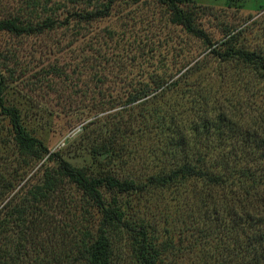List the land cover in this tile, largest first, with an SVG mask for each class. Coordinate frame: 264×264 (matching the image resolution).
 Segmentation results:
<instances>
[{
    "label": "trees",
    "instance_id": "obj_1",
    "mask_svg": "<svg viewBox=\"0 0 264 264\" xmlns=\"http://www.w3.org/2000/svg\"><path fill=\"white\" fill-rule=\"evenodd\" d=\"M117 1L0 0V31L23 37L61 28L77 37L94 21L108 17ZM124 1L136 4L145 0ZM157 1L167 6L169 21L201 40L208 54L235 63L238 72L227 77L235 90L227 96L208 89L194 99L191 92L200 62H193L187 54L163 63L146 77H119L118 83L127 91L104 94L108 96L102 102L104 109L110 97L119 108L109 138L95 153L113 155L121 164L138 159L149 171L123 178L114 171L94 175L50 152L25 128L19 109L5 104L7 80L16 79L17 69L21 75L26 71L20 67L16 49L0 51V114L7 117L9 132V138L0 142L5 148L13 142V154L23 165L42 161L48 154L41 163V182L14 191L18 169L4 168L8 153L0 151V264H112L114 230L129 235L137 264L171 259L175 248L159 242L155 226L137 211L127 213L116 196L156 189L181 193L182 232L189 230L194 243L202 245L198 249L202 264H264V51L235 46L233 30L225 33L224 48L216 47L199 25L195 11L183 7L192 0ZM108 34L112 38L114 31L109 29ZM71 70L69 76L65 69L51 64L46 74L78 79L81 63L74 62ZM93 76L99 84L109 81L98 71ZM182 89L191 114L184 115L177 99L164 101L167 94ZM257 97L261 106L256 104ZM145 133L153 134L146 157L139 152L138 141L132 140ZM47 161L57 162V167L48 166ZM65 181L74 184L97 209V226L54 218L53 211L61 205L60 210L64 208L57 194ZM102 188L113 195L109 202ZM84 212L89 214L87 208Z\"/></svg>",
    "mask_w": 264,
    "mask_h": 264
},
{
    "label": "rangeland",
    "instance_id": "obj_2",
    "mask_svg": "<svg viewBox=\"0 0 264 264\" xmlns=\"http://www.w3.org/2000/svg\"><path fill=\"white\" fill-rule=\"evenodd\" d=\"M4 1L11 3L13 0ZM183 7L195 11L199 25L216 47L224 48L223 41L228 37L225 33L233 30L237 34L233 40L235 46L264 51V0H192ZM109 29L114 31L112 38H109ZM12 48L16 49L20 67L26 72L21 75L17 69L16 79L7 80L3 98L6 105L19 109L28 132L40 139L50 152H57L73 165L85 167L94 175L114 171L120 178L147 173L149 168L138 159L121 164L113 155L95 153L96 148L109 138L119 108L110 97L104 109L102 102L108 98L103 97L104 94L127 91L118 83L119 77H146L147 72L162 67L163 63L170 64L187 54L193 62H200V70L195 75L196 85L191 92L196 99L197 94L208 89L228 96L235 89L227 77L238 72L235 63L223 62L208 54L201 40L172 24L168 19L167 6L157 0L136 4L118 0L108 17L94 21L77 37L61 28L23 37H13L0 31V51ZM74 62L82 65L78 79L69 77L64 80L46 74L47 68L56 64L70 76ZM95 71L107 75L109 81L97 83L93 76ZM43 77L50 82L44 81ZM191 80L192 77L188 82ZM171 94H167L164 101L170 103L177 99L184 115L191 114L188 110L190 101L184 97L183 89ZM259 102L257 97V106H261ZM127 114L128 110L125 116ZM8 133V119L0 114V140L9 138ZM152 136V133H145L138 139H132L133 142L138 141V150L145 154L144 157L153 142ZM12 143L10 141L5 148L7 145L0 142V151L5 149L8 153L4 168L18 169L14 191L20 187H25L22 190L25 191L41 182V163L48 154H44L42 161L31 160L23 165L13 154ZM137 158H140L139 154ZM46 163L57 167L55 161ZM102 192L105 201L109 202L113 195L104 188ZM116 196L127 213L137 211L146 222L155 226L159 242L166 241L175 248V255L170 256L171 259L165 257L160 264H202L198 252L202 245L194 243L195 238L189 230L182 232L183 212L178 206L183 202L181 193L156 189L145 194L133 192ZM57 199L63 200L64 205L62 210L61 205L53 211L58 222L74 219L79 226H97L100 214L88 204L74 184L65 181ZM85 208L89 214L84 212ZM112 242V264H137L128 234L114 230Z\"/></svg>",
    "mask_w": 264,
    "mask_h": 264
}]
</instances>
